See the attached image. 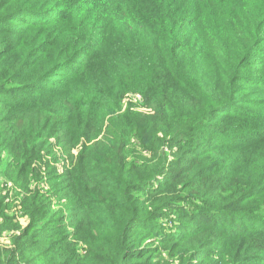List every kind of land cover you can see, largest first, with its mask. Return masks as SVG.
Instances as JSON below:
<instances>
[{
	"label": "trees",
	"instance_id": "obj_1",
	"mask_svg": "<svg viewBox=\"0 0 264 264\" xmlns=\"http://www.w3.org/2000/svg\"><path fill=\"white\" fill-rule=\"evenodd\" d=\"M4 236L0 264H264V0H0Z\"/></svg>",
	"mask_w": 264,
	"mask_h": 264
},
{
	"label": "rangeland",
	"instance_id": "obj_2",
	"mask_svg": "<svg viewBox=\"0 0 264 264\" xmlns=\"http://www.w3.org/2000/svg\"><path fill=\"white\" fill-rule=\"evenodd\" d=\"M122 111H125L127 110L128 108L130 110L132 109H135V110H139V111H144V112H154L155 110H153V108L147 106L146 103L143 102V97L142 95L139 93V92H129L123 99L122 101ZM101 136L98 138L100 139ZM49 141L53 144V151L55 152V154H57L58 156L61 157V160L60 162L56 163V161H53L50 157L46 156L45 155V159H51L50 163L57 167V171L61 174L65 171V166L66 165H69V162H67V158L65 156V154H63L62 152V145L64 143V139L62 137V134H58L54 137H51L49 139ZM76 151V150H74ZM44 170V168L42 169ZM39 183V182H37ZM37 183L33 182V185H36ZM7 187L11 188L13 187V183L12 182H8L7 184H5ZM39 185L41 187H44L42 190H48L49 188V185H48V182L46 181H42L39 183ZM17 191V189L15 190H12L11 191V194L15 193ZM53 206H61V205H58L56 204L58 201L56 198L53 197ZM20 222L23 226H26L27 225V218L26 217H22L20 218ZM10 244V241L8 239V237L4 236L2 238H0V246H8Z\"/></svg>",
	"mask_w": 264,
	"mask_h": 264
}]
</instances>
